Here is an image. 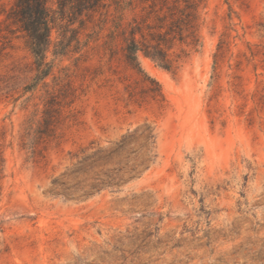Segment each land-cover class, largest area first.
I'll return each mask as SVG.
<instances>
[{
  "label": "rangeland",
  "instance_id": "1",
  "mask_svg": "<svg viewBox=\"0 0 264 264\" xmlns=\"http://www.w3.org/2000/svg\"><path fill=\"white\" fill-rule=\"evenodd\" d=\"M201 1L170 69L107 49L112 4L78 39L52 30L31 90L36 58L0 1V264H264V0ZM144 126L151 155L140 140L78 163Z\"/></svg>",
  "mask_w": 264,
  "mask_h": 264
},
{
  "label": "trees",
  "instance_id": "2",
  "mask_svg": "<svg viewBox=\"0 0 264 264\" xmlns=\"http://www.w3.org/2000/svg\"><path fill=\"white\" fill-rule=\"evenodd\" d=\"M200 2L202 1L11 0V9L7 18L17 26L18 30L26 34L36 58L38 74L35 81L27 86V89L31 90L41 79L50 75L52 65L46 62V54L52 44V30L57 25L70 30L75 39H78L79 30L73 27L75 23L79 22L80 27L85 28L87 20L92 19L96 13L108 16L110 7L114 4L113 25L105 42L107 49L113 51L115 42L119 41L125 60L131 67H140L138 57L143 53L170 69L172 62L169 50L175 41L187 42L190 39V44L197 45ZM128 11L132 12V17L126 20ZM103 21L106 22L105 19ZM70 89L71 95H74L75 90L73 87ZM151 91L156 93L153 89ZM44 124L45 128L49 129L51 118L45 117ZM140 140L142 149L146 150L148 156L151 155L155 148V136L150 127L144 126L122 135L107 150L100 149L93 155L82 158L78 163L80 166L88 165L95 156L99 157L96 160L101 159L102 152H106L107 157L118 156L127 149L135 152L134 146ZM147 160L148 158L144 157L139 165H145ZM137 167L136 164L134 168Z\"/></svg>",
  "mask_w": 264,
  "mask_h": 264
}]
</instances>
